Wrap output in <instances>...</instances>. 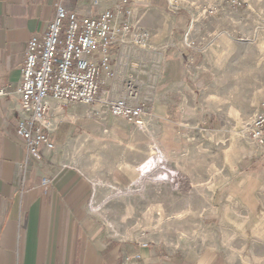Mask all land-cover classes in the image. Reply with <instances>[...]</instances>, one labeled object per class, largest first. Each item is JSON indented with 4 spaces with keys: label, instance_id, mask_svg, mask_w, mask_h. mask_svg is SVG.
Masks as SVG:
<instances>
[{
    "label": "crops",
    "instance_id": "obj_1",
    "mask_svg": "<svg viewBox=\"0 0 264 264\" xmlns=\"http://www.w3.org/2000/svg\"><path fill=\"white\" fill-rule=\"evenodd\" d=\"M123 1L105 0L94 8L84 0H0V264H232L221 249L177 251L140 232L126 237L105 229L99 221L100 205L137 186L157 154H178L182 130L190 134L199 125L205 136L221 122L211 107L220 98L213 90L218 72L211 48L184 41L190 17L171 0L124 5L132 12L128 20L150 35V45L137 47L127 39L112 46L113 75L102 74L96 105L49 101L57 127L50 136L54 150L42 146L32 156L17 136L28 43L47 31L56 5L97 17ZM93 60H101L100 52ZM120 99L144 106L143 127L111 115L107 102ZM44 177L51 181L48 195L41 188ZM249 179L235 186L244 188ZM228 197L246 209V220L264 226L263 195Z\"/></svg>",
    "mask_w": 264,
    "mask_h": 264
},
{
    "label": "rangeland",
    "instance_id": "obj_2",
    "mask_svg": "<svg viewBox=\"0 0 264 264\" xmlns=\"http://www.w3.org/2000/svg\"><path fill=\"white\" fill-rule=\"evenodd\" d=\"M171 2L190 17L184 41L211 48L218 72L213 90L220 95L211 107L221 122L205 136L199 125L190 134L182 130L178 154H157L137 186L100 205V224L126 237L140 232L177 251L221 249L232 264H264L263 222L246 220V209L228 197L264 196V149L250 137L264 106V0ZM247 179L244 188L235 186ZM235 212L236 220L230 218Z\"/></svg>",
    "mask_w": 264,
    "mask_h": 264
},
{
    "label": "built area",
    "instance_id": "obj_3",
    "mask_svg": "<svg viewBox=\"0 0 264 264\" xmlns=\"http://www.w3.org/2000/svg\"><path fill=\"white\" fill-rule=\"evenodd\" d=\"M84 1L94 8H100L104 2ZM127 2L124 0L123 6L105 10L97 17L79 16L60 3L56 5L55 18L47 31L29 41L18 89L20 118L16 132L30 155L38 157L42 146L55 149L50 136L57 127L50 100L96 105L104 84L102 74L113 75L112 46L125 44L127 39L137 47L150 45V35L128 21L131 11L124 6ZM97 52L101 54L99 62L93 60ZM107 107L112 116L143 127L145 109L142 104L120 99L108 101ZM250 137L264 149V106L250 125ZM50 185L48 177L42 178L44 195H48Z\"/></svg>",
    "mask_w": 264,
    "mask_h": 264
}]
</instances>
